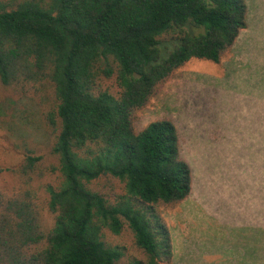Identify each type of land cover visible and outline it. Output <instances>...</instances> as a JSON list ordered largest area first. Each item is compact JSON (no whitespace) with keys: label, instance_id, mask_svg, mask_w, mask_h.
<instances>
[{"label":"trees","instance_id":"trees-1","mask_svg":"<svg viewBox=\"0 0 264 264\" xmlns=\"http://www.w3.org/2000/svg\"><path fill=\"white\" fill-rule=\"evenodd\" d=\"M249 19L247 0H0V84L40 100L56 159L19 144L0 185V264H172L164 211L190 197L193 170L172 120L137 121L191 61L222 63ZM49 177L51 225L34 193ZM103 177L124 195L93 190ZM127 229L132 257L106 240Z\"/></svg>","mask_w":264,"mask_h":264},{"label":"rangeland","instance_id":"rangeland-1","mask_svg":"<svg viewBox=\"0 0 264 264\" xmlns=\"http://www.w3.org/2000/svg\"><path fill=\"white\" fill-rule=\"evenodd\" d=\"M249 28L222 63L193 60L169 80L152 104L141 112L137 130L170 119L177 126L184 157L193 170L190 197L164 216L174 245L172 264H264V0H247ZM46 103L47 88L43 89ZM35 97H16L0 84V185L11 187L9 170L23 158L27 141L46 164L55 141L42 121ZM51 104V103H50ZM27 143V144H28ZM57 181V180H56ZM34 193L47 208V187ZM91 188L110 201L124 195V185L110 177ZM112 245L136 255L130 230L121 236L106 232Z\"/></svg>","mask_w":264,"mask_h":264}]
</instances>
